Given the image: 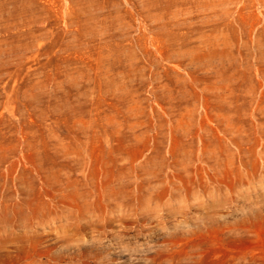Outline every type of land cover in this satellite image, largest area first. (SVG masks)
<instances>
[{
  "label": "rangeland",
  "instance_id": "374dc122",
  "mask_svg": "<svg viewBox=\"0 0 264 264\" xmlns=\"http://www.w3.org/2000/svg\"><path fill=\"white\" fill-rule=\"evenodd\" d=\"M137 246L264 264V0H0V264Z\"/></svg>",
  "mask_w": 264,
  "mask_h": 264
},
{
  "label": "clouds",
  "instance_id": "9594fccd",
  "mask_svg": "<svg viewBox=\"0 0 264 264\" xmlns=\"http://www.w3.org/2000/svg\"><path fill=\"white\" fill-rule=\"evenodd\" d=\"M182 226L186 229H190V226L186 223ZM125 252L130 256L132 264H149L148 256L151 252L150 247L137 246L131 249H125Z\"/></svg>",
  "mask_w": 264,
  "mask_h": 264
}]
</instances>
